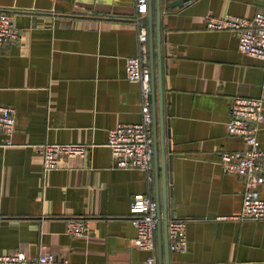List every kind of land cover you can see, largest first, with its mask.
Wrapping results in <instances>:
<instances>
[{"label": "crops", "instance_id": "0c3cea01", "mask_svg": "<svg viewBox=\"0 0 264 264\" xmlns=\"http://www.w3.org/2000/svg\"><path fill=\"white\" fill-rule=\"evenodd\" d=\"M171 1L160 0L167 211L185 220L188 245L170 250L169 264H264V218H235L244 182L219 164L221 151L245 148L227 130L231 99L261 96L264 112V60L243 52L235 31L208 29L204 18L209 11L250 17L264 0ZM2 11L19 39L0 45V103L15 108L16 120L11 134L0 133V254L142 264L146 252L132 245L129 204L150 193L162 210L158 114L150 179L113 167L106 145L108 129L141 119L140 84L125 77V59L137 53L135 0H0ZM151 22L157 99L154 1ZM257 136L264 149V120ZM44 142L94 146L47 170L35 149ZM70 217L87 218V232L68 234Z\"/></svg>", "mask_w": 264, "mask_h": 264}, {"label": "built area", "instance_id": "2783aa9c", "mask_svg": "<svg viewBox=\"0 0 264 264\" xmlns=\"http://www.w3.org/2000/svg\"><path fill=\"white\" fill-rule=\"evenodd\" d=\"M148 0H135L133 21L137 34V53L125 59V77L138 82L141 87V119L137 122L118 123L108 129L106 145L109 147L113 167L140 169L151 178L150 171L154 156L152 127V99L149 65ZM206 28L232 30L238 36L239 48L251 57L264 60V9L250 17L224 14L214 15L210 11L204 16ZM19 39V31L10 13L0 12V45ZM264 89V83L262 85ZM264 120L263 97L236 95L231 99L226 126L230 134L244 138L242 150H223L219 153V164L224 172L240 176L244 182L242 207L237 219L264 218V149L257 136L259 123ZM15 108L0 103V133L11 134L15 127ZM10 143V140H7ZM93 143L44 142L35 145L42 155L44 169L58 166L60 157L84 156ZM129 219L136 229L132 245L146 252L142 264H157L158 205L150 193H137L129 204ZM2 215L0 214V223ZM88 219L70 217L66 221V232L83 235L87 232ZM169 249L179 251L188 245L186 222L181 218L168 220ZM0 264H73L66 257H57L52 252L28 255L24 250L0 254Z\"/></svg>", "mask_w": 264, "mask_h": 264}, {"label": "water", "instance_id": "95a60500", "mask_svg": "<svg viewBox=\"0 0 264 264\" xmlns=\"http://www.w3.org/2000/svg\"><path fill=\"white\" fill-rule=\"evenodd\" d=\"M153 1L155 3L156 9V47H157V99L155 97V86L153 77L151 82V99H152V127H153V138H154V163L157 164V155H158V144H157V114L159 119V143H160V156H161V170H162V191H163V200H162V210H160L159 199L156 197V202L158 205V217L159 224L157 226V245H158V264H169V239H168V220L169 215L167 211V194H166V155L165 148L170 152V141L167 137L169 136L168 129H165L164 121V96H163V80H162V58H161V32H160V18H161V2L160 0H148V33H149V57H150V67H151V76L154 72V34L152 26V5ZM187 0H173L169 3L171 7L181 5ZM171 155H168V165L170 169ZM168 180H171L170 174Z\"/></svg>", "mask_w": 264, "mask_h": 264}]
</instances>
